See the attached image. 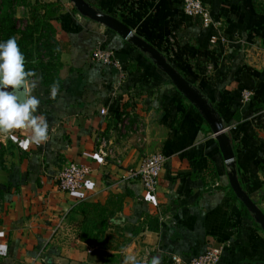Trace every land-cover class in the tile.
Wrapping results in <instances>:
<instances>
[{
    "label": "crops",
    "instance_id": "0c3cea01",
    "mask_svg": "<svg viewBox=\"0 0 264 264\" xmlns=\"http://www.w3.org/2000/svg\"><path fill=\"white\" fill-rule=\"evenodd\" d=\"M30 1L59 3L44 25L53 34V58L30 62L47 77H35L34 95L49 140L25 146L24 129L0 137L9 139L0 158V245L6 246L0 264H31L45 244L42 258L49 260L62 218L87 250L78 240L82 217L72 212L83 201H112L102 240L110 247L126 241L104 257L95 248L88 264H124L127 256L138 264L153 257L172 264L171 256L189 261L215 246L221 247L217 264H264V232L232 191L231 168L203 112L147 53L81 16L70 1ZM84 1L157 50L201 95L229 137L241 189L264 214V0H200L208 26L186 15L182 0ZM96 49L111 51L118 66L93 62ZM53 82L60 85L55 100ZM103 142L105 163L95 156ZM154 153L166 162L151 197L126 171ZM67 162L90 170L72 194L56 181Z\"/></svg>",
    "mask_w": 264,
    "mask_h": 264
},
{
    "label": "clouds",
    "instance_id": "9594fccd",
    "mask_svg": "<svg viewBox=\"0 0 264 264\" xmlns=\"http://www.w3.org/2000/svg\"><path fill=\"white\" fill-rule=\"evenodd\" d=\"M25 64L16 38L0 42V136L10 137L15 130L24 129L28 132L25 146L41 145L49 140V124L45 116L37 114L40 106V100L34 95L37 74L26 70ZM59 93V83L53 82L51 98L55 100ZM3 253L6 246L0 245V254ZM124 264L138 262L135 256H127ZM150 264H161L160 258L153 257Z\"/></svg>",
    "mask_w": 264,
    "mask_h": 264
},
{
    "label": "built area",
    "instance_id": "2783aa9c",
    "mask_svg": "<svg viewBox=\"0 0 264 264\" xmlns=\"http://www.w3.org/2000/svg\"><path fill=\"white\" fill-rule=\"evenodd\" d=\"M183 11L191 18L201 20L203 26L211 24L207 7L200 0H182ZM216 37L211 40L214 42ZM91 60L105 66L117 67L118 64L113 58V53L107 50L96 49L91 54ZM250 93H245V99H248ZM101 114H105V110L101 109ZM103 143L95 151V156L101 163L106 162L107 151ZM166 158L161 153H154L146 156L137 167L129 168L126 171L128 180H138L144 190L153 197L156 193L159 176L165 165ZM90 170L74 162L65 163L56 176L58 189L64 193H76L84 186L86 176ZM95 247L88 246L87 252L92 253ZM221 254V247H210L203 255L193 258L189 261H182L177 256H171L172 264H217Z\"/></svg>",
    "mask_w": 264,
    "mask_h": 264
},
{
    "label": "rangeland",
    "instance_id": "374dc122",
    "mask_svg": "<svg viewBox=\"0 0 264 264\" xmlns=\"http://www.w3.org/2000/svg\"><path fill=\"white\" fill-rule=\"evenodd\" d=\"M35 2L36 1L30 0H0V42L6 41L4 39L5 30L3 29V20L11 16L15 20L16 31H18L17 35H15L14 38H16L19 45V41L21 38L18 35L22 34L24 36L28 25V8L30 5L35 4ZM34 36L36 42L29 43L25 39L23 41L22 49L25 54V66L27 65L25 68H28L32 65L30 64L32 58L38 59L37 62H41L42 64H44L45 62H49L53 58V55L49 52L51 51L50 47L54 49L53 44L50 43L53 36L50 29L45 26L41 27L39 30L37 28ZM37 39L38 41H40V43L37 42ZM33 45L36 50L34 49ZM8 140L9 139L4 138L3 141L0 138V158L3 156V151L7 145ZM67 225V220L63 221L62 218L55 226V232H52V236L54 237L53 239L55 240L48 245L51 246L52 251H54V256L50 257L49 260L42 258L44 257V253H46L45 249L48 248L47 246H45L47 244H45L39 253L40 256H36V259H33L31 261V264H34L36 260H38L39 264H70V261H77L79 257H82V261H80L79 264H88L86 263L88 262L86 260H90L92 255H90L86 249L79 248L75 244L73 234L71 233V230L68 229ZM122 243L123 244L120 246V248H124V244L126 243V241H123ZM72 254H74V256H72ZM109 257L113 261L120 259L119 255L112 253H109Z\"/></svg>",
    "mask_w": 264,
    "mask_h": 264
},
{
    "label": "water",
    "instance_id": "95a60500",
    "mask_svg": "<svg viewBox=\"0 0 264 264\" xmlns=\"http://www.w3.org/2000/svg\"><path fill=\"white\" fill-rule=\"evenodd\" d=\"M73 5L74 9L83 17L89 19L92 22L98 23L113 32L117 33L124 40L132 43L135 47L141 51L147 53L152 60L170 77L175 86L191 101L195 107L203 112L207 122L211 126V130L215 135V139L218 142L223 158L225 159L227 165L231 168L228 179L229 184L234 192L235 196L242 202L246 209L251 213L254 221L259 225L261 230L264 232V214L256 207V205L251 201V199L243 192L239 182L236 178V173L234 169L233 151L229 137L223 130L221 123L213 116L209 114V107L202 99L201 95L174 70L165 61L164 57L153 47L147 44L142 39L131 34L129 28H127L123 23L118 21L116 18L111 17L101 11L93 8L87 4L84 0H68Z\"/></svg>",
    "mask_w": 264,
    "mask_h": 264
},
{
    "label": "trees",
    "instance_id": "16d2710c",
    "mask_svg": "<svg viewBox=\"0 0 264 264\" xmlns=\"http://www.w3.org/2000/svg\"><path fill=\"white\" fill-rule=\"evenodd\" d=\"M54 7H59V3L42 4L36 2L35 4L29 6L27 11V17H28L27 29L26 32L24 33V36L20 34L21 39L19 41V47L22 52H23L22 48H23L24 39L29 43L36 42V39H34L35 37L34 35L36 33L37 28L39 30L41 27L45 25L48 18L50 17L52 18L55 15ZM3 22H4L3 29L5 30V38H4L5 40L17 35L18 31H16L15 20L11 16L5 18ZM38 65L39 64H37L36 66H31V67L29 66L28 68H26V70L35 71L37 74V79L41 78V80L44 81L47 77L45 73L42 72L43 71L42 65L41 66ZM111 208H115L114 203H112V201H106L104 204L83 201L77 204L72 209L73 213L80 215L82 217V222L78 228L79 230L78 240L81 243H84L88 246L95 247L97 249V252H99V254L102 257L105 256L104 252L106 249L111 248V250L116 251L118 250V248H120L119 245H116L115 247H110L108 246L106 241L102 240L106 230L105 227L110 218Z\"/></svg>",
    "mask_w": 264,
    "mask_h": 264
}]
</instances>
